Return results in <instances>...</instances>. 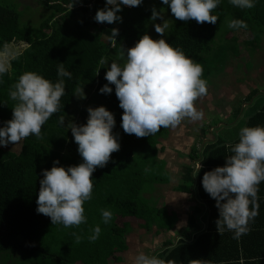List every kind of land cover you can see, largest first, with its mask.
I'll return each instance as SVG.
<instances>
[{"label": "trees", "instance_id": "1", "mask_svg": "<svg viewBox=\"0 0 264 264\" xmlns=\"http://www.w3.org/2000/svg\"><path fill=\"white\" fill-rule=\"evenodd\" d=\"M73 3L74 0H40L38 4L48 14L34 29L21 24L19 14L12 6L0 4V52L10 43L27 45L20 54L10 59L8 72L0 75V128L12 119V108L17 101L12 100L9 93L23 73L36 72L53 83L61 79L57 75L59 63H64L65 69L72 73L71 79L63 78L66 92L61 98V109L43 126V139L29 136L15 145L0 146V256L16 251L30 255L40 252L41 247H44L42 253L47 254L48 234L58 231L62 225H52L50 217L37 213L39 181L43 179V171L54 166V161H59L55 166L65 168L82 162L69 125L86 124L87 109L104 106L114 114L113 133L118 134L120 150L112 154L105 167L97 168L93 173L92 199L85 202L86 223L71 227L65 236L71 239L76 233L80 237L78 247L53 257L62 264H108L110 259L120 260L119 255L127 250L129 217H136L143 229H151L156 224L162 230H170L175 224V216L167 207H156L142 197L145 174L135 168L137 154L144 157L146 164L155 159L157 140L167 135L168 128L143 138L126 134L121 127L123 109L119 107L115 86L109 85L113 89L111 94L99 91L108 83L105 73L110 64L116 61L123 65L124 61L118 60L122 48L133 47L146 34L152 8L157 11L171 10L162 0H143L138 7L121 5L122 10L117 15L122 17V22L107 24L97 23L94 19L97 10L105 8L106 0H76ZM213 14L219 17L214 25L198 24L195 20L185 22L174 17L168 32L159 39H166L194 59L211 50L217 32L227 17L229 21L240 19L247 23V29H240L252 34V39L246 43L253 44L264 38V0H255V7L251 9H240L229 0H221ZM92 26H95L96 32L91 30ZM112 28L119 29L115 45L111 39ZM102 58L106 60L103 65L100 64ZM82 87L85 98L80 99L75 95L76 89ZM256 94L252 92L247 101ZM61 116L65 118L64 125L59 123ZM262 120L264 106L249 119L247 127L264 126ZM231 154L229 147L216 140L204 148L203 167L199 173L193 167L183 168L180 191L189 194L196 182L198 197L204 199L209 208L208 223L205 233L194 242H181L167 252L163 258L165 264H239V257L245 259L244 264H264V246H260L257 252L248 253L247 246L241 242L242 236L236 240L231 231L217 232L215 222L219 211L216 201L202 186L204 173L224 166L226 157ZM194 174L197 175L194 177ZM102 209L113 213L108 224L103 222ZM89 210L95 212L90 214ZM120 218L124 219L123 226L117 224ZM97 226L100 234L92 241L90 237ZM220 239L225 240L222 245L225 255L206 258L208 247L214 245L219 248Z\"/></svg>", "mask_w": 264, "mask_h": 264}, {"label": "clouds", "instance_id": "2", "mask_svg": "<svg viewBox=\"0 0 264 264\" xmlns=\"http://www.w3.org/2000/svg\"><path fill=\"white\" fill-rule=\"evenodd\" d=\"M76 0H74V3ZM143 0H106V6L98 9L94 17L97 23L114 24L122 22L117 15L121 5L138 7ZM221 0H162L177 20H195L198 24H216L219 17L213 12ZM240 9L255 7V0H229ZM73 3V5H74ZM72 5V7H73ZM111 5L112 7H108ZM151 20L157 18L162 24H155V31L165 36L168 23L152 8ZM231 29H247L244 20L232 19L227 25ZM119 35L118 28L111 29L113 45ZM105 73L108 82L99 91L111 94L115 86V95L119 107L123 109L121 127L129 135L138 138L155 135L162 128L175 129L185 120L196 122L204 118V112L197 108V101L208 95V81L203 79V66L190 58L179 47L161 38L154 40L148 34L143 35L136 44L128 49L124 47ZM102 58L100 64H105ZM10 60L7 49L0 52V75L8 72ZM99 74V71L97 75ZM57 75L61 79L53 83L32 71L23 73L10 90V98L17 101L12 108V119L0 128V146L17 144L35 136L43 139L42 129L49 119L61 109V98L65 95L64 77L71 79L72 73L59 63ZM77 98H85L82 88L76 89ZM86 124L71 123L72 136L78 145L82 162L67 168L54 166L43 171L39 181L36 211L50 217L52 225L61 224L65 228L79 227L86 223L84 203L92 199L93 173L97 168L105 167L112 154L120 150L114 114L104 106L89 107ZM61 125L65 118H59ZM231 155L226 157L224 166L205 172L202 186L206 193L216 201L219 218L216 229L219 234L225 230L234 233L233 239L250 231L249 224L258 215L259 185L264 182V126L243 127L239 132V142L229 145ZM201 163L197 165L198 173ZM147 172L148 169H145ZM197 174H194V177ZM103 222L108 224L113 213L102 209ZM100 234L97 226L90 240L95 241ZM76 236V242L80 237ZM134 264H165L156 255L143 252L134 257ZM171 264V262H169ZM239 264H244L243 259Z\"/></svg>", "mask_w": 264, "mask_h": 264}, {"label": "rangeland", "instance_id": "3", "mask_svg": "<svg viewBox=\"0 0 264 264\" xmlns=\"http://www.w3.org/2000/svg\"><path fill=\"white\" fill-rule=\"evenodd\" d=\"M39 1L0 0V4L12 6L19 14L21 24L34 29L48 14V11L38 4ZM160 12L168 23V28L165 29L166 34L174 16L167 10ZM228 22L229 17L217 32L211 50L194 58L196 62L202 64L204 69L202 78L208 81L209 87L208 95L198 100L196 104L197 108L204 112V118L196 122L185 120L179 125L184 139L186 138L184 142L189 141L192 150H199L206 141L203 137L207 135L221 141H233L237 138L240 129L243 128L242 122H237L245 102L242 99L243 96H246L248 90L252 88L257 89L258 92L264 91L261 89L262 81L264 82V38L253 44L246 43L252 39L251 32L240 29L229 30ZM162 23L163 21L159 18L155 21L150 20L146 34L158 40L162 36L156 33L155 24ZM91 30L96 32L95 26H92ZM26 46L21 42L7 45L5 49L8 51L9 60L20 54ZM253 72L258 74L256 78L261 76V82L259 80L254 82L257 79L254 78ZM252 106L256 107L254 104ZM139 155L137 154L136 157L135 168L140 170L141 174L142 172L146 174L145 169H148L147 172L153 176L156 175V168H147L146 163H143L144 157L141 158ZM159 173L162 172L159 170ZM91 211L89 210V213ZM59 227L58 231L55 230L47 236L49 242L47 254L42 253L44 247L40 248V252H33L30 255L22 251L5 253L0 256V264H62L57 263L53 256L60 255L66 250L70 251L72 247H78L79 243L76 242V236L71 239L65 237L71 228H65L63 225ZM58 248L60 253L57 254Z\"/></svg>", "mask_w": 264, "mask_h": 264}, {"label": "crops", "instance_id": "4", "mask_svg": "<svg viewBox=\"0 0 264 264\" xmlns=\"http://www.w3.org/2000/svg\"><path fill=\"white\" fill-rule=\"evenodd\" d=\"M255 72L258 73L256 70ZM255 72H253L254 78L258 75ZM260 78L261 76L254 82L258 80L261 82ZM262 85L261 89H264L263 81ZM254 91L257 94L252 101H247L249 95ZM242 99L245 102H243L237 122H242L243 127H246L249 119L264 106V91L258 92L257 89L252 88ZM253 104L256 106L255 108H253ZM185 139L180 126L175 129L168 128L167 135L157 140L155 159L146 164L149 169L156 168L157 174L153 176L149 172H145L146 178L144 179L146 181L143 184L142 197L149 203L155 204L156 207H167L175 216V224L170 230H162L156 224L151 229H143L139 226L136 217H129L130 228L126 235L127 250L119 255L120 260L110 259L108 264H134V257L140 252L150 256L156 255L163 259L165 254L177 244L194 242L200 234L205 233L209 208L204 199L198 197L196 182L189 194L182 193L180 185L182 184L183 168L193 167L197 172L199 163L203 167V150L207 145L214 144L216 139L209 135L203 137L206 141L203 142L199 150H192V145L189 141L184 142ZM238 140L239 136L233 141H220L228 148L229 145L236 144ZM192 157H195V160H192ZM144 161L143 163H146ZM159 170L163 174L159 173ZM257 205L258 215L250 222L249 233L241 238V242L247 246L248 253L257 252L260 246H264V182L259 185ZM117 224L123 226L124 219H118ZM224 243L225 240L220 239L219 248H215L214 245L208 247L206 258L225 255L226 250L222 248ZM16 252L19 253V251ZM241 259L243 257H239L238 263ZM250 260L257 259L250 258Z\"/></svg>", "mask_w": 264, "mask_h": 264}]
</instances>
